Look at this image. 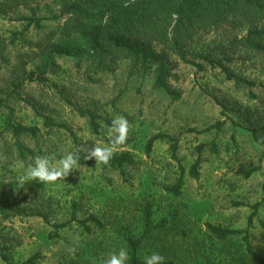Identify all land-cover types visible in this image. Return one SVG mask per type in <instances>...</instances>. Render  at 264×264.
<instances>
[{
  "label": "rangeland",
  "instance_id": "rangeland-1",
  "mask_svg": "<svg viewBox=\"0 0 264 264\" xmlns=\"http://www.w3.org/2000/svg\"><path fill=\"white\" fill-rule=\"evenodd\" d=\"M15 1L0 0V252L8 256V262L0 256V264H19L35 253L37 264H100L121 247L129 250V235L142 234L147 206L152 224L165 220V226L144 239L138 250L142 260L155 251L181 264H254L245 236L264 258V51L240 42L248 24L231 17L217 29L195 34L188 62L173 57L169 82L181 96L172 100L153 86L152 73L128 76L127 61L113 72L91 74L86 63L78 67L73 57L56 56L58 69L45 72L46 81L27 80V72L46 67L44 52L59 41L63 18L54 17L60 0ZM33 13L44 18L38 27L20 19ZM203 57L222 59L250 83L236 84ZM45 115L64 126L46 127ZM118 116L128 120L129 133L114 154L129 151L133 163L111 168L80 162L55 183L16 188L13 178L37 155L58 157L76 145L106 146L110 122ZM14 124L37 125L39 131L15 137ZM157 133L178 139L179 163L166 138L146 152L148 138ZM16 139L35 155L21 156ZM199 144L204 145L199 175L192 177ZM179 164L184 183L174 195L167 187L179 175ZM38 211L49 221L69 222L50 238V225ZM89 215L102 223L90 224V232L70 220ZM207 223L246 232L218 239Z\"/></svg>",
  "mask_w": 264,
  "mask_h": 264
},
{
  "label": "trees",
  "instance_id": "trees-1",
  "mask_svg": "<svg viewBox=\"0 0 264 264\" xmlns=\"http://www.w3.org/2000/svg\"><path fill=\"white\" fill-rule=\"evenodd\" d=\"M33 0H16L14 4L29 3ZM55 18H63L62 26L59 29L60 38L52 47L44 52V64L46 67L41 72L30 70L25 78L29 81L44 82L47 80L45 72H55L58 69L56 56H70L81 67L86 63V70L91 74L101 72H113L119 68L121 61H127L128 76L145 77L153 74V86L164 90L172 100H177L181 92L173 88L169 82L171 70L175 63L173 57L188 62L190 52L187 47L193 36L202 31L208 33L227 23L231 17L243 20L248 24L246 34L240 42L255 50L264 51V0H60L59 13ZM21 20L26 21V26H40L43 17L22 16ZM54 34L53 36H55ZM210 66L220 68L227 79L233 80L236 84L250 83L229 70L222 59L203 57ZM90 122L94 130H97L98 123L90 115ZM43 124L46 127L52 125L64 126L55 123L45 115ZM111 124V122H110ZM221 123H216L219 129ZM12 133L15 137L28 133L37 135V125L26 126L22 124L12 125ZM167 139L170 143L171 157L178 161V139L164 133H157L150 136L146 142L145 150L151 152L156 140ZM15 145L21 156H34L35 151L16 139ZM204 145L196 146L197 158L189 169V175L197 177L201 162V152ZM212 150L216 147L212 145ZM81 163L95 165V159L84 160ZM134 162L129 151L115 153L104 167L121 168L124 164ZM257 167L244 171L249 176ZM179 175L175 182L167 189L174 195L181 192L183 186L184 168L179 164ZM258 203L254 204L253 212L248 218V225L256 213ZM3 206L0 204V210ZM50 225L48 237L59 236L61 228L69 221H49L47 215L38 211ZM71 221L79 224L85 231L90 232L91 226H101L100 220L89 215L84 219L72 216ZM207 228L218 239H225L234 233L246 232L244 230L223 228L219 225L207 223ZM165 220L156 225L152 224L150 208L145 209V227L138 237L129 235V264H144L139 257V248L144 239L150 237L157 227H164ZM246 251L254 264H264V258L258 255L250 246L247 236ZM0 256L8 262V256L0 252ZM39 253H35L19 264H37L35 259ZM164 264H181L172 259H166Z\"/></svg>",
  "mask_w": 264,
  "mask_h": 264
},
{
  "label": "clouds",
  "instance_id": "clouds-1",
  "mask_svg": "<svg viewBox=\"0 0 264 264\" xmlns=\"http://www.w3.org/2000/svg\"><path fill=\"white\" fill-rule=\"evenodd\" d=\"M129 122L123 116L113 118L108 128L109 140L106 146L96 143L89 148L87 144L76 145L61 156L50 154L37 155L30 165L22 167L13 178L17 189H22L27 183L37 181L40 183H55L68 176L69 172L81 167V159H95V164L107 165L114 155L115 148L123 145L128 138ZM129 250L121 247L110 253L100 261V264H128ZM165 257L159 252H152L144 257V264H164Z\"/></svg>",
  "mask_w": 264,
  "mask_h": 264
}]
</instances>
